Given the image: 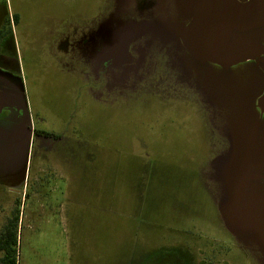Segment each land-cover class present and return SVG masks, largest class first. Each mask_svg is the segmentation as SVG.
<instances>
[{"label": "rangeland", "instance_id": "1", "mask_svg": "<svg viewBox=\"0 0 264 264\" xmlns=\"http://www.w3.org/2000/svg\"><path fill=\"white\" fill-rule=\"evenodd\" d=\"M111 1L0 0L19 81L0 85V239L14 223L17 264H264L219 210L231 195L238 233L264 228L263 183L245 181L246 196L237 183L262 163L251 104L264 53L229 69L196 61L137 28L154 12ZM242 1L247 24L256 2ZM115 21L129 28L118 48ZM243 34L216 52L236 54ZM243 36L262 44L264 27Z\"/></svg>", "mask_w": 264, "mask_h": 264}, {"label": "flooded vegetation", "instance_id": "2", "mask_svg": "<svg viewBox=\"0 0 264 264\" xmlns=\"http://www.w3.org/2000/svg\"><path fill=\"white\" fill-rule=\"evenodd\" d=\"M115 1H119L118 5L120 8L126 4L124 3L125 0H115ZM224 1L225 0H134L133 4H131V7L132 9H134V12L138 13L139 15L145 14L150 11L154 12V14L156 15L155 17L156 21L153 25H151V22L146 21V22L138 23L137 28L140 29L141 26H146L147 28H151L152 32L155 35H158V39H160L159 41L160 44L171 45L173 43H178L181 47H183L187 51L188 55H190L196 61L207 62L210 64H215L220 67H223L224 66L223 64L213 62L207 56L213 53H216L217 55L221 56V54L216 52V50L219 44L223 42V37L227 25H229L228 26L229 28H227L226 36L227 39L229 40V43L231 42L232 36L234 38L233 41H235V39L238 36L240 37L238 33H244L245 35H247L252 30L264 27V22H263L261 26L247 29L249 27L247 26L248 24L251 25L257 20L256 0H255L256 15L247 24L238 22V19H236L235 18L236 16L234 15L229 16L230 8L225 7L226 5H224ZM110 2L113 8L115 2L111 0ZM261 8L264 10V5H262ZM116 22L117 21H115L114 23H110L108 25V28H113L115 34L113 33L112 34L115 35L116 37L113 38L111 34L109 36L110 39L109 41H111L112 38L116 40L115 45L116 48H118L120 42L122 41L124 33L128 32L129 28L128 29L126 28L124 29L123 32H120L119 28L122 25H119L118 28ZM0 30L6 31V35L3 37V39L0 42L1 50H3L2 44H4L5 40L9 39L8 35L10 34L11 31L6 27V24H4L3 26L1 25ZM243 35H241V38H238L239 48L237 52L243 51L245 48L244 45H247L248 42L257 43L255 39L245 40V37ZM214 36H219L220 41L210 45L209 38ZM110 47H111L110 49H114L113 44ZM192 51H195L197 53L194 54ZM221 57L224 58L225 56L222 55ZM229 68L230 67H228V69ZM251 105H252V109L253 110L256 109L260 116L259 118H257L258 119L257 134H259L261 131V127L264 126V90L263 93L259 95L256 98V101H254V103H252ZM243 112L244 114L248 112L250 115H255L253 112L251 113L249 109L244 110ZM262 136H264V134ZM233 139L234 138H231L229 140L231 149H234L235 147V142ZM259 149L262 152V163L258 164L259 168L256 171H253L252 173L250 172L249 174H247L245 178L241 177V179L244 180V182L249 181L251 179H260V181L264 185V145H262V147H260ZM256 187L259 189L262 188L260 183ZM242 190L244 195L246 196L248 192L245 193V190L243 188Z\"/></svg>", "mask_w": 264, "mask_h": 264}, {"label": "water", "instance_id": "3", "mask_svg": "<svg viewBox=\"0 0 264 264\" xmlns=\"http://www.w3.org/2000/svg\"><path fill=\"white\" fill-rule=\"evenodd\" d=\"M257 2V20L256 22H254L253 24H251L247 29L249 28H255L258 26H261L262 23L264 22V10L261 8L262 6L258 3V0H256ZM229 25H227V28ZM227 28L225 29V34L227 31ZM234 28V27H233ZM225 34L223 37V41L225 40ZM210 41V40H209ZM255 45L251 46L248 50V52H242L239 55H232L231 57H221L219 55H217L216 53L210 54V55H205L207 57H209V59L213 62L219 63V64H223L225 66V68L231 67L237 63H240L242 61H246L248 59H254L257 57H260L261 54L264 53V44H259V43H254ZM210 45H212L211 41H210ZM214 46V45H213ZM194 54L197 53L195 51H192ZM237 183L238 185L243 188L245 190L246 193V189L244 187V180H242L241 178H237ZM245 196V195H244ZM243 196V197H244ZM240 204V202L235 201V205H233L231 203L230 197H228V199H224L223 201L220 202V212L222 213V218L224 219L227 227L229 228V230H231L233 233H236L238 235H244V234H253L255 235V239H256V243L259 245V248L262 251V255H264V228L262 226H260L259 224H255L254 226H250V227H243L244 232L243 233H238V231L236 230V228L234 227V224L231 222V220L228 218V216L226 215V212L224 210V206H234V208H237V206Z\"/></svg>", "mask_w": 264, "mask_h": 264}, {"label": "crops", "instance_id": "4", "mask_svg": "<svg viewBox=\"0 0 264 264\" xmlns=\"http://www.w3.org/2000/svg\"><path fill=\"white\" fill-rule=\"evenodd\" d=\"M233 1H235L236 3H234ZM261 3H262V5H264V0H262ZM224 5H226L225 7L230 8L229 16H231V15L236 16L235 18L238 19V22H240V23L243 21V17L246 16L247 7H248V5L245 2L240 1V0H225ZM243 6H245L244 7L245 9H242ZM8 37H9V39L13 40V42H14V39H15L14 38L15 37L14 31L10 32ZM247 44H254V43L248 42ZM16 68L17 67L14 64L13 60L10 59V57L6 56L5 52H3V50H1V47H0V85L1 86H6V85H8L9 87L13 86L15 89V87L17 86V83H19V81L15 78V76L10 75L8 71H12ZM15 93H16V91H15ZM11 94L15 95L14 91L13 92L11 91ZM2 102H5V104H1L3 107L8 105V104H6L7 103L6 99L2 98ZM234 149H235V147H234ZM234 149H232V150H234Z\"/></svg>", "mask_w": 264, "mask_h": 264}, {"label": "trees", "instance_id": "5", "mask_svg": "<svg viewBox=\"0 0 264 264\" xmlns=\"http://www.w3.org/2000/svg\"><path fill=\"white\" fill-rule=\"evenodd\" d=\"M5 35H6V31L0 30V42ZM15 220L17 221V217L14 219V221ZM16 238H17L16 226L14 223H12L10 226L6 227L5 232L3 233L0 239V252L4 254V256L0 259V264H17Z\"/></svg>", "mask_w": 264, "mask_h": 264}, {"label": "bare ground", "instance_id": "6", "mask_svg": "<svg viewBox=\"0 0 264 264\" xmlns=\"http://www.w3.org/2000/svg\"><path fill=\"white\" fill-rule=\"evenodd\" d=\"M234 3H236L235 1H233ZM245 6H243L242 7V9H245L244 8ZM183 11V10H182ZM201 17V16H200ZM171 38V37H170ZM168 40H170V39H168ZM167 40V41H168ZM253 45H255V44H247V45H244V50L243 51H240V52H237V54L236 55H239V54H241L242 52L244 53H246V52H248V50H249V48L251 47V46H253ZM204 59V58H203ZM249 60V59H248ZM238 186V185H237ZM233 197L232 196H230V200L232 199ZM229 213V212H228ZM228 218H229V216H228ZM231 231V230H230ZM232 232V231H231ZM262 256H264V255H262Z\"/></svg>", "mask_w": 264, "mask_h": 264}]
</instances>
